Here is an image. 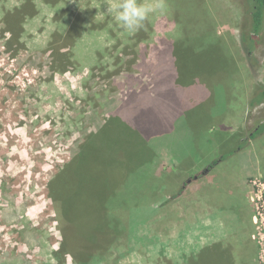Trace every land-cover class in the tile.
<instances>
[{"label":"rangeland","instance_id":"374dc122","mask_svg":"<svg viewBox=\"0 0 264 264\" xmlns=\"http://www.w3.org/2000/svg\"><path fill=\"white\" fill-rule=\"evenodd\" d=\"M119 2L0 0V264H181L195 252V226L180 230L188 202L197 187L210 200L214 191L191 181L238 148L232 165L264 160V126L254 147L243 143L264 121V103L249 106L264 88V29L247 53L248 0H165L133 34L98 14ZM131 108L129 124L112 131L127 137L111 145L129 154L125 184L111 169L124 158L108 146L118 162L102 166L104 182L85 170L70 177L82 155L93 167L88 143ZM163 121L168 138H149ZM148 175L163 179L155 193ZM254 183L264 177L248 183L264 264Z\"/></svg>","mask_w":264,"mask_h":264},{"label":"crops","instance_id":"0c3cea01","mask_svg":"<svg viewBox=\"0 0 264 264\" xmlns=\"http://www.w3.org/2000/svg\"><path fill=\"white\" fill-rule=\"evenodd\" d=\"M263 123L264 121L260 124ZM262 135L263 133L256 139H250L249 135L248 145L254 147ZM239 151L243 153L245 148ZM231 157L225 160L219 158L221 160L211 169L206 168L203 176L207 178L196 176L191 181L195 186L214 185V191L210 200L201 193L203 189L200 191L201 187H197L199 192L188 202L189 207L184 215L189 220L181 221L180 230H185L188 225L195 226V252L186 255L189 257H184L181 264H188L193 256L195 264L203 263L208 257L211 264H259L257 248L251 240L253 208L248 198V183L258 174L264 177V160L262 162L258 158L255 162L253 160L239 166L232 165ZM204 192L207 193V189ZM200 224L204 230L205 227L209 229L205 233L207 241L199 229ZM180 234L184 237L183 232Z\"/></svg>","mask_w":264,"mask_h":264},{"label":"trees","instance_id":"16d2710c","mask_svg":"<svg viewBox=\"0 0 264 264\" xmlns=\"http://www.w3.org/2000/svg\"><path fill=\"white\" fill-rule=\"evenodd\" d=\"M246 4L249 6V13L246 14V16L250 20V25L248 27V31H247L246 34L249 36V42L250 43H249V46H246L247 45V41H244L243 40V47H244V50L245 51L248 50L247 53H249V54L252 55L253 52L255 51L256 46L258 45V42L259 41L257 42V40L259 39V37H260V35H261V33H262L263 29H264V0H248V3H246ZM79 20L80 19L75 20L73 25H75V23H77ZM246 39H247V37H246ZM173 54H174V51H173ZM173 56H175V55H173ZM171 57H172V55H171ZM162 59L163 58H161V61H162ZM164 60H166V59H164ZM182 60H184V59L182 58ZM197 78H199V76L196 74V79ZM204 79H202V80L204 81ZM166 80H167V82H169V80H171V79L167 77ZM202 80H201V82H199L200 84H202V82H203ZM262 96H263V99H262ZM263 103H264V88L263 89H260L259 91L256 92V94L254 96H252V98L250 99V102H249V106L250 107H255V106H258V105L263 104ZM130 110H132V108L129 109L128 111H126L128 113L127 114L128 116H124L125 118H122V119L120 118L119 119V117H118V118L115 119V121L113 123H116V124L113 126L112 129L110 128L109 131H105V130L102 131V133H100L101 135H98V136L94 137L95 139L93 138L92 141L88 143L89 146H87V147H90V149L92 150L91 151V154L93 153L94 150H95V152H98V155H96V157H94V159H92L93 160V163L92 164H94L93 167H89V166H86L85 165V164L88 163V160L85 157H83V155H82L80 158H78L76 160V163H74L75 165L72 168L74 171H70V172H72V173H70L71 174L70 177H73L74 179H81V178L82 179H86L88 175H86V176L85 175H82L83 171L85 170L87 172L90 171V173H92V177H91L92 180L93 179L94 180H96V179L100 180L101 179L104 182L105 178L102 177V176H100V173H101V175H105V173L103 172L105 170V168H102V166L103 165L106 166L109 162H113V163H115V162L117 163L118 162V160H116V159H115L116 160L115 162L114 161H111L112 158H108L107 159V157H106L107 155L105 154V151L109 149L110 150L109 152L110 153L112 152V154L114 153V156L120 155V156H122L124 158V160L122 159V163H117V167L114 164V166L111 169L115 172V171L118 170V167L120 168L119 170H121V172H122V174L120 175V179H121V182H123V184H125V181H127L126 178H129V176H130V168L125 164L126 161H128L126 158L129 157V154H127V155L126 154L125 155H121L122 152L120 153L119 151H122V150L120 148L119 149L117 148V149L113 150L114 147L112 148L111 145L113 143H117V145H121L122 146L124 140H127V137L124 134V135H121V136L124 137V139L121 138V137H119L118 141H115L114 140V138H115L114 132L112 133V131L117 130V131H120L121 132V128L123 127L122 125L123 124H126V123L129 124V121H130V113H131V112H129ZM151 113H154V112H151ZM171 113L174 114L173 112H169L168 111L166 114H164V116L162 115L163 116V119L166 120V122H167V120H169V116H171L170 115ZM154 114H156V113H154ZM185 114H187V116H188V115L192 114V111H190V109L189 110H185ZM144 118L145 117H143V119ZM165 124H166L165 121H163L162 123H160V126L158 128L154 129L153 131H149L148 130V137L149 138H152L149 135L151 134L150 132H153V133H159L161 135L159 137V139L161 137L168 138V136H167V130H164V125ZM262 126H264V123L262 125L259 124L257 126V128L251 133L250 139H256L259 135L262 134V132H263L262 129H261ZM136 128H137V126H136ZM144 128H145V126H144ZM184 129L186 131L188 130V126L186 124H184ZM192 134H193V132H192ZM243 143H244V145H246L247 141L245 140ZM103 145H105V147L108 146V149H107V147L105 148ZM241 149L242 148H238L235 151H233V153H231V154H228V153L227 154H222V156H220L219 158H221L222 160H225V159L229 158L230 156H232V154L238 152ZM99 150H101V151H99ZM129 151L130 152H128V153H131L130 157L132 159L134 157L136 159L138 158V155H136L133 150H129ZM219 158L216 159V160H214L207 168L208 169H211L214 165H216L218 163V161L221 160ZM138 159H140V158H138ZM104 161H106V164H104ZM91 162L92 161H90V163ZM113 163H110V164H113ZM89 169L94 170V172L91 171V170H89ZM68 175H69V173H68ZM147 177H148L149 181H150V179L152 180L149 184L152 186L150 188L155 193L156 190H157V187L160 185V182L162 183V180L163 179H161L160 177H157L156 175H153V176H149L148 175ZM125 188L126 187H124V190H125ZM132 195H135V194H133V192H132ZM137 195L139 196V194H137ZM54 255H56L57 258H60V256H62V255H66L65 248L62 247L59 251L55 252ZM62 260H63V258H62ZM188 264H195V258H194V256H193V258H191V260L188 262ZM200 264H211L210 258L208 257L207 260H204V262L203 263L201 262Z\"/></svg>","mask_w":264,"mask_h":264},{"label":"clouds","instance_id":"9594fccd","mask_svg":"<svg viewBox=\"0 0 264 264\" xmlns=\"http://www.w3.org/2000/svg\"><path fill=\"white\" fill-rule=\"evenodd\" d=\"M166 10L165 0L141 2V0H120L118 4L107 7L106 12L98 14L112 15L115 21L128 34H133L143 27L151 14Z\"/></svg>","mask_w":264,"mask_h":264},{"label":"built area","instance_id":"2783aa9c","mask_svg":"<svg viewBox=\"0 0 264 264\" xmlns=\"http://www.w3.org/2000/svg\"><path fill=\"white\" fill-rule=\"evenodd\" d=\"M254 184L258 189L257 196H258V201L260 203V204L256 205L257 213L254 217V223L257 224V219H260V221L264 220V185L257 184V183H254ZM261 256H259V258L261 260H263V257H261Z\"/></svg>","mask_w":264,"mask_h":264}]
</instances>
